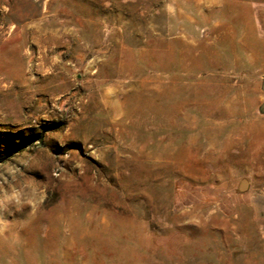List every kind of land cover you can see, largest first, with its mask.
<instances>
[{
  "label": "rangeland",
  "instance_id": "1",
  "mask_svg": "<svg viewBox=\"0 0 264 264\" xmlns=\"http://www.w3.org/2000/svg\"><path fill=\"white\" fill-rule=\"evenodd\" d=\"M263 77L264 0H0V264H264Z\"/></svg>",
  "mask_w": 264,
  "mask_h": 264
},
{
  "label": "water",
  "instance_id": "2",
  "mask_svg": "<svg viewBox=\"0 0 264 264\" xmlns=\"http://www.w3.org/2000/svg\"><path fill=\"white\" fill-rule=\"evenodd\" d=\"M262 89L264 90V77H263V80H262ZM260 110L264 113V102L261 104L260 106ZM246 187V182L245 181H242L239 185V189L240 190H244Z\"/></svg>",
  "mask_w": 264,
  "mask_h": 264
},
{
  "label": "trees",
  "instance_id": "3",
  "mask_svg": "<svg viewBox=\"0 0 264 264\" xmlns=\"http://www.w3.org/2000/svg\"><path fill=\"white\" fill-rule=\"evenodd\" d=\"M20 143H22V142H19V143H16V144L20 145Z\"/></svg>",
  "mask_w": 264,
  "mask_h": 264
}]
</instances>
